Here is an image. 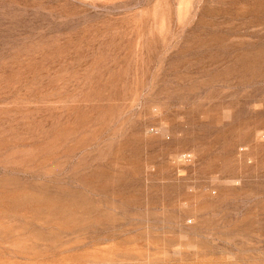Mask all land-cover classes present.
I'll use <instances>...</instances> for the list:
<instances>
[{
  "label": "rangeland",
  "instance_id": "1",
  "mask_svg": "<svg viewBox=\"0 0 264 264\" xmlns=\"http://www.w3.org/2000/svg\"><path fill=\"white\" fill-rule=\"evenodd\" d=\"M0 264H264V0H0Z\"/></svg>",
  "mask_w": 264,
  "mask_h": 264
}]
</instances>
